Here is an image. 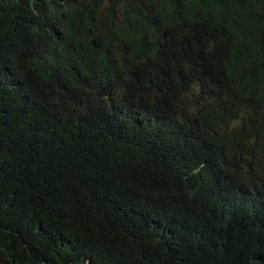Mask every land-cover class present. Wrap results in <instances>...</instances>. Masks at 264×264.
Returning <instances> with one entry per match:
<instances>
[{
    "label": "trees",
    "instance_id": "16d2710c",
    "mask_svg": "<svg viewBox=\"0 0 264 264\" xmlns=\"http://www.w3.org/2000/svg\"><path fill=\"white\" fill-rule=\"evenodd\" d=\"M0 264H264V0H0Z\"/></svg>",
    "mask_w": 264,
    "mask_h": 264
}]
</instances>
